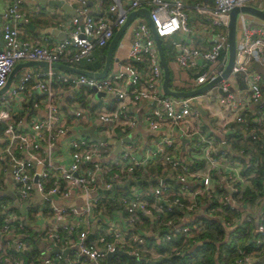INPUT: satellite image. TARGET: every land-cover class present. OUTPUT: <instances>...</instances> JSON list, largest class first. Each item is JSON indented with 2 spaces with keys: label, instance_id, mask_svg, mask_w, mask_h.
Returning a JSON list of instances; mask_svg holds the SVG:
<instances>
[{
  "label": "built area",
  "instance_id": "1",
  "mask_svg": "<svg viewBox=\"0 0 264 264\" xmlns=\"http://www.w3.org/2000/svg\"><path fill=\"white\" fill-rule=\"evenodd\" d=\"M73 1L74 14L55 15L62 38L26 33L30 16L41 11L37 4L26 7L37 0L4 4L0 88L17 62L41 60L48 65L25 68L15 80L13 75L0 94V162L9 173L8 179H0V264H106L107 253L117 248L129 259L156 262L158 243L179 240L180 247H189L184 254L190 255L200 234L214 222L223 227L225 237L244 224L258 247L249 251L246 243L228 244L219 264H257L264 258V194L252 183L255 167L245 166L240 156L261 161L253 156V143L264 141V75L248 67L254 62L264 66V22L249 24L239 15L237 55L229 75L189 96L163 91L152 26L160 38L173 32L182 36L175 59L193 71L189 73L195 85L188 88L193 89L221 73L227 62L232 7L252 4L264 10V0H90L91 5L89 0ZM140 7L148 9L152 25L142 13L129 20L124 31L130 28L131 35L121 68L95 77L51 65L92 62L93 50L106 47L129 13ZM237 72L246 82L245 99L229 81ZM63 85L72 90L70 99L76 104L69 114L60 102ZM90 86L107 92L104 98L110 99L97 114L95 133L105 140L78 131L92 117L91 101L97 97ZM218 87L228 93H219ZM36 90L38 96L29 99ZM210 98L228 107L214 110L221 117L212 130L197 108ZM153 101L145 113L148 137L142 139L134 135L137 118L131 107ZM40 107L46 110L43 116ZM71 123L78 128L68 140L71 159L65 165L56 146ZM115 127L119 132L111 134ZM166 127L173 136L160 133ZM240 142L252 144V150ZM6 188L13 196L3 192ZM248 190L255 192L253 200L244 199ZM34 193L39 199L30 202ZM16 200L26 206L18 209ZM173 249L179 251L177 246ZM114 257L126 264L125 256ZM176 264L197 263L189 256Z\"/></svg>",
  "mask_w": 264,
  "mask_h": 264
},
{
  "label": "water",
  "instance_id": "2",
  "mask_svg": "<svg viewBox=\"0 0 264 264\" xmlns=\"http://www.w3.org/2000/svg\"><path fill=\"white\" fill-rule=\"evenodd\" d=\"M42 3H47L49 5H57V6H62L65 11L69 12V13H74V8L70 5H66L64 3V0H43ZM4 13V0H0V21H1V16ZM137 13H142L143 15H145L146 19L149 21V23L152 25L151 19L149 17V12L148 9L145 7H140L138 9H135L133 11H131L125 21L124 24H122L119 29H117L113 35V37L111 38L108 46H107V51H106V56H105V63L104 66L102 67L101 70L99 71H93L90 69H86V68H81V67H77L75 65H68L65 63H61V62H53L51 63L52 66L54 67H59V68H63L66 71H72V72H77V73H84L86 75H92L95 77H102L104 75H106L107 71L109 70V66H110V62H111V57H112V51L114 46L116 45L117 41L119 40L120 35L122 34V32L124 31L125 27L127 26L129 20L132 18V16H134ZM243 14L244 18L247 20H251V19H257L260 20V23L264 22V10L261 8H258L252 4H242V5H235L234 7H232V9L229 11V20H228V35H227V62L223 68V70L221 71V73H219L218 75H216L213 79H211L210 81L200 85L199 87L193 88V89H188V90H182V89H173L170 87L169 85V81H170V69L164 54V50H163V46L160 40V37L155 33L154 28L152 26L153 29V33H154V38L157 44V48L159 51V55H160V62L163 68V83H162V88L163 91L167 94H171V95H175V96H189V95H196L199 93L204 92L206 89H208L209 87H211L213 84H215L216 82H218L221 78L223 77H227L232 69V66L235 62L236 59V55H237V30L240 27L239 24V15ZM249 24H259L256 22H252L249 21ZM30 26H32V24L30 23ZM42 31L44 33H50V34H56L58 37L62 38L65 36L64 33H62L57 27H53V26H47L44 29H42ZM169 37L176 43V48L179 51L180 50V43L182 41V36L180 35V33L178 32H173L169 35ZM0 43H2V36H1V31H0ZM255 64L256 62H254L253 64H251L248 67V71L255 68ZM27 65H48V63L46 61H41V60H27V61H20L17 62L13 68L11 69L7 81L5 83L4 86H2L0 88V94L3 93L7 87L9 86V84L12 81L13 75L14 73L18 70V68H20L21 66H27ZM188 72L193 73V71L191 69L187 70ZM241 73L237 72L236 76L237 79H239V76L241 77ZM241 80H243V78L241 77ZM244 81V80H243ZM243 87H246L243 86ZM90 88L94 91L95 96L97 98H101V97H106L107 96V92L105 91H101L98 90L95 86H90ZM232 89V87H231ZM218 92L221 94H227L228 91L226 90H222L221 87H218ZM155 103V101L151 102L150 105H153ZM200 114L202 115L205 123H208V118L206 116V111L205 109L198 107ZM86 133H88L91 138L93 139H100V140H105L104 136H98L96 135V133L94 132V129H85ZM186 139H183V141ZM116 149L115 151H117V149L119 148V141L117 140L116 142ZM165 180V179H164ZM107 192H109V190H107ZM13 196V195H12ZM152 216V215H151ZM89 239L91 241H93V234L90 233L88 235ZM60 249L55 248L53 249V251H58ZM67 251V249L63 250L62 252L65 253ZM115 255H122L125 257H129V255L121 250V249H115L113 251H109L107 253L106 256V264H111V259L115 256ZM141 260H143V258H141ZM147 262L154 264L155 261L152 259H145Z\"/></svg>",
  "mask_w": 264,
  "mask_h": 264
},
{
  "label": "crops",
  "instance_id": "3",
  "mask_svg": "<svg viewBox=\"0 0 264 264\" xmlns=\"http://www.w3.org/2000/svg\"><path fill=\"white\" fill-rule=\"evenodd\" d=\"M5 1L4 0V4H5ZM43 0H37V2H30L29 5L26 7V9H31L33 6H35L36 4L37 5H40L39 7H41V11H53L54 13H64L63 15L66 14V16H69L71 14H74V13H69L67 11H65V9L62 7V6H57V5H44V3H42ZM64 3L66 5H70L74 8V12H75V8H76V3L73 1V0H64ZM88 4L91 5V1L89 0L88 1ZM46 6V8H44ZM145 17V15H143ZM146 18V17H145ZM31 20V19H30ZM249 21H252V22H260V20H257V19H251ZM30 23L29 22V26H30ZM32 26H31V30L33 29V31H30V30H26V33L31 36V37H34V38H40V36L44 33L42 31V29H44L45 27L47 26H53V27H56L58 25V22H56L55 24H48L46 25L45 27L41 28V27H38L37 24L35 23H31ZM63 33V32H62ZM56 35V34H55ZM130 35H131V30L130 28H126V30L124 32H122V34L120 35L119 37V40L117 41L116 43V47L114 46L113 48V51H112V57H111V62H110V66H109V71H112V70H116L117 68H121V66L124 64L125 62V59H126V55H127V48H128V43L130 41ZM57 36V35H56ZM58 37V36H57ZM170 38V37H169ZM171 39V38H170ZM161 40V38H160ZM183 42V41H181ZM171 43L172 45L174 46L175 48V51L177 52V48H176V43L171 39ZM108 46V45H107ZM107 46L106 47H96L94 50H93V54L95 56L94 60L92 62H87L85 60V62H82V63H78L76 64L77 67H81V68H86V69H91L93 71H99L102 69V67L104 66V63H105V56H106V51H107ZM164 50V48H163ZM80 64H87L85 66L83 65H80ZM35 66H43V65H35ZM59 71L60 70H65V69H60L58 67ZM24 71V68L23 66H21L20 68H18V70L15 72L14 74V80L16 79V77H18L19 75H21ZM17 73V74H16ZM236 78V81H237V86L234 85L233 87V91H235L238 96L240 98H246V89L245 87H241L239 85V80L237 79V76H234ZM239 79H241V77L239 76ZM171 80V79H170ZM169 85H170V81H169ZM171 87V85H170ZM172 88V87H171ZM174 89V88H173ZM176 89V88H175ZM182 90H185V89H182ZM71 89H69V86H65L63 85L62 86V92L60 93V102L62 104V107H63V112L66 113V114H69V112H71L74 108H75V102L71 101L70 99V93H71ZM35 93L33 94V96L31 95L29 97V99H32L36 96H38V92L37 90L34 91ZM76 94H78V91L76 92ZM79 98V95L77 96ZM77 98V99H78ZM79 100V99H78ZM108 101H110V99H105L104 97H101V98H95L91 101V112H92V117L90 118V120L87 122V125L84 127V128H81L79 129L78 131L80 133L84 132L85 129H94V132H96L97 130V127L99 125V122L97 120V114L100 112V109L102 106L105 105V103H107ZM66 103L68 104V107L69 108H66L65 105ZM208 103H212V106L208 105ZM150 103L148 102H144V103H138V104H135L131 107V112L132 114L137 118V124L136 126L134 127V135H138L140 136V138L142 139H145L146 137H148L147 135V127H146V118H145V113L147 111V109L149 108ZM108 107V106H107ZM198 107H201L203 109H205L206 111V116L208 118V123H205L202 115L200 114V117L202 118L205 126L212 130V129H215V126L218 125L219 121H220V115L219 114H216L214 113V110L216 108H221L222 110H228V107L226 105H220L218 104V102L212 98L208 99V101H201V103L199 102V104L197 105V108ZM250 108H255V105L254 103L252 102V104L250 105ZM112 109V108H110ZM199 111V109H198ZM38 113V112H37ZM39 113L41 116L45 115L46 113V110L42 107H40L39 109ZM38 113V114H39ZM251 119H253V121H255V117L256 115L254 113H252L251 115ZM70 128H68V133L66 136H64L62 138V140L58 143V145L56 146V148L59 150V159H61V161L65 164V165H68L69 162H70V150L68 149V140L69 138L73 135L74 130L76 128H78L77 125H73L72 123L70 125ZM116 129H119L118 127H115L114 130H111L110 133L111 134H115L117 132H119V130H116ZM77 131V130H76ZM114 131V133H112ZM161 134H165V135H171L173 136L174 133L171 129H169L168 127L162 129V131H160ZM242 137L243 136H237L236 138H238L239 140H242ZM238 143V142H237ZM244 143V145H246V142H240V144ZM3 144L0 142V146H2ZM229 147V146H228ZM2 162H0V179L1 177L4 175V177L6 179H8L9 177V173L7 170H5L3 167H2ZM7 189V188H6ZM5 189V190H6ZM3 190V192L5 191ZM39 197H38V194L37 193H34V196L31 198L30 202H34L36 200H38ZM11 200L9 198V202L11 203ZM17 201V200H16ZM14 205L22 210L25 206H26V202H15Z\"/></svg>",
  "mask_w": 264,
  "mask_h": 264
},
{
  "label": "trees",
  "instance_id": "4",
  "mask_svg": "<svg viewBox=\"0 0 264 264\" xmlns=\"http://www.w3.org/2000/svg\"><path fill=\"white\" fill-rule=\"evenodd\" d=\"M195 0H191L193 2ZM44 5H47L44 3ZM56 13L52 11H40L36 15H31V23H36L38 27H45L48 24H55L58 19L56 18ZM28 30H31V26L28 25ZM162 42V41H161ZM170 79H171V72H170ZM83 88V87H82ZM67 108V106H66ZM253 122V119H251ZM238 136H241V134H238ZM256 142V143H255ZM253 143L254 147L256 148L255 153L257 155L264 156V142L263 141H255ZM241 145H244L242 143ZM235 146H239L235 145ZM240 147V146H239ZM252 144L245 145L243 148L246 150H252ZM251 169V168H250ZM252 183L254 185V188L258 194H264V161L259 162L257 165H255V175L252 178ZM255 196V192L252 190H248L245 192L244 199L246 201L253 200ZM106 201L104 200L102 204H104ZM33 229V228H32ZM30 230L31 233H35V230ZM245 225L240 224L237 228L235 235H230L228 237H225V231L223 227L217 223L209 224L208 227L200 234V236L197 239V242L200 241L199 244H197L193 250L190 252V255H188V252L184 254V252L187 249H184L185 247H180V241L179 240H172V241H162L161 243L157 244V247L160 252V257L157 259V261L154 264H176L183 260H186L189 258V256L193 257L197 264H219L220 263V254L221 252L225 250V247L228 246V244H238L241 242V244L246 243L245 248L249 251H257L258 247H255L254 244V235L251 233L245 232ZM33 238V236H31ZM149 242L155 243V240L153 238L148 239ZM179 248V251L174 250L173 248L176 247ZM228 251V250H227ZM230 252L233 251L229 250ZM229 253V252H228ZM234 254V251L231 253V255ZM255 255H258L259 253L254 252ZM262 255L264 254L261 253ZM122 261V260H121ZM123 261H125L126 264H151L147 261L141 260V259H129L127 257H123ZM111 263L113 264H121L122 262H119L116 257H113L111 259ZM257 264H264V258L261 259V257L258 259Z\"/></svg>",
  "mask_w": 264,
  "mask_h": 264
},
{
  "label": "rangeland",
  "instance_id": "5",
  "mask_svg": "<svg viewBox=\"0 0 264 264\" xmlns=\"http://www.w3.org/2000/svg\"><path fill=\"white\" fill-rule=\"evenodd\" d=\"M44 8H46V6ZM132 23L129 25V27L132 25ZM161 41H162L161 42L162 46L164 48V54H165V57H166V60H167V63H168V66H169V69L171 72V80H170L171 87L174 89L175 88L176 89H188L190 87H193L195 85L194 77L187 71V69L180 67L176 63L175 57H176L177 52L175 51V48L171 43V39L169 37H162ZM82 62H85V61H82ZM82 62H80V63H82ZM80 65L85 66L87 64H80ZM30 66L34 67L35 65H28V66L23 67V68L24 69L29 68ZM255 70L264 75V66L260 65L258 62H256V64H255ZM229 81L232 85L237 86V81H236V78L234 76H231L229 78ZM239 85L241 87H243L246 85V82L240 79ZM253 156L254 157L257 156L261 161H258L257 163H255V161L251 160L249 162V160L245 159L243 156H240V160L243 162V164L245 166H249V168L255 167V165H257L259 162L264 161V156L262 157L261 155H257L255 152H253ZM4 193H6L8 195H12L13 190L11 188H7L4 191Z\"/></svg>",
  "mask_w": 264,
  "mask_h": 264
}]
</instances>
